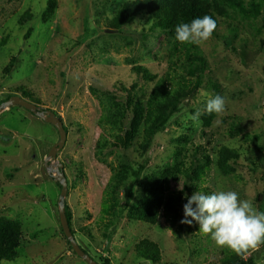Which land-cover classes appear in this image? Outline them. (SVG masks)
<instances>
[{"label": "rangeland", "instance_id": "1", "mask_svg": "<svg viewBox=\"0 0 264 264\" xmlns=\"http://www.w3.org/2000/svg\"><path fill=\"white\" fill-rule=\"evenodd\" d=\"M126 2L139 0H0V104L10 95L32 93L40 110L52 111L64 122L65 147L49 162L64 164L72 229L97 263L224 264L230 249L200 232L198 222L178 238L175 230L186 229L180 222L184 217L171 226L164 217L152 225L134 216L147 196L146 176L159 175L182 160L193 168L204 163L195 146L211 161L204 188L236 191L239 199L264 212V3L260 13L248 8L245 13L225 0H209L220 26L196 45L206 59L200 89L179 104L146 154L134 148L109 151L100 161L95 155L101 133L98 95L123 96L117 85L136 84L141 96L154 82L132 68L145 66L160 78L175 59L171 36L154 25L147 8L134 10L122 28H110ZM217 94L227 98L226 110L209 115L206 101ZM198 110L197 125L189 116ZM59 140L55 126L26 108L0 112V218L20 221L23 234L19 257L0 264H87L70 249L58 210L62 188L45 168ZM224 148L238 157L224 161L219 153ZM124 156L131 167L129 182L109 199L112 209L105 212L111 177ZM188 182L173 175L167 194L183 191ZM143 239L159 245L160 261L138 257L136 246ZM244 260L264 264V244L249 250Z\"/></svg>", "mask_w": 264, "mask_h": 264}, {"label": "trees", "instance_id": "2", "mask_svg": "<svg viewBox=\"0 0 264 264\" xmlns=\"http://www.w3.org/2000/svg\"><path fill=\"white\" fill-rule=\"evenodd\" d=\"M213 1L218 3V0ZM225 1L245 13L246 8L251 9L253 13H260L261 3H264V0ZM143 7L153 15L154 25L157 28L161 27L171 36L175 59L172 60L168 72L160 78L145 66L135 65L132 68V71L146 82H154L150 91L143 92L141 96L136 93V84H132L130 87L125 84L117 85L123 90V96L115 92H103L98 95L101 108L98 127L101 129V133L96 142L95 155L100 161H103L109 151V153L127 152L134 148L136 151L146 154L153 138L165 128L179 104L200 89L203 82L201 73L205 70L206 59L198 53L196 45L180 43L175 40V27L180 23H189L194 18L205 15L211 16L217 22V28L213 34H216L220 26L219 18L210 11L209 0H139L136 4L135 2H126L111 20L110 28L116 30L122 28L132 20L133 11L143 10ZM229 27L232 32H237L236 26ZM14 62L15 58L9 66L12 67ZM12 96L14 95L8 96L6 100ZM28 96L24 98H31L29 101L38 104V99L32 93ZM195 151L196 154L204 158L203 164L193 168L189 166L188 162L182 160L175 167L164 170L159 175L146 176L143 187L147 196L135 213L136 219L155 225L159 218L164 217L166 222L173 226L177 220L184 217L183 205L187 202V197L197 191L204 194L212 193L202 186L210 167V157L205 150L200 152V146H195ZM219 153L220 158L224 161L238 157L236 151L229 148H224ZM140 168L143 169V166ZM130 170L128 156H124L121 164L115 167L111 177L107 192L108 198L104 202L105 212L112 209L109 199L116 198L119 191L127 186ZM173 175H183L189 182L185 183L183 191L167 194V187ZM60 187L62 188L61 185ZM186 194L189 196H185ZM66 208L72 229L71 211L67 205ZM193 225L194 221L191 225L186 224V229L183 231L175 230L176 236L179 238L184 232L190 233ZM72 232L74 233L73 229ZM22 236L20 221L0 218V261L11 262L19 257ZM68 244L74 251L69 241ZM227 252L223 260L224 264H254L253 260H244L245 254L238 255L232 250ZM136 253L138 257L152 262H158L161 259L159 245L149 239H143L137 244ZM105 264H109L108 261Z\"/></svg>", "mask_w": 264, "mask_h": 264}, {"label": "clouds", "instance_id": "3", "mask_svg": "<svg viewBox=\"0 0 264 264\" xmlns=\"http://www.w3.org/2000/svg\"><path fill=\"white\" fill-rule=\"evenodd\" d=\"M216 28V20L205 15L178 24L174 38L180 43L201 45L212 37ZM226 104L227 98L217 94L207 99L204 112L219 116L225 112ZM200 115L198 110L189 118L198 125ZM183 214L182 224L198 222L200 232L210 235L217 246L227 247L238 255L264 244V212L256 209L250 200L239 199L236 191L220 190L210 194L197 191L187 197Z\"/></svg>", "mask_w": 264, "mask_h": 264}, {"label": "water", "instance_id": "4", "mask_svg": "<svg viewBox=\"0 0 264 264\" xmlns=\"http://www.w3.org/2000/svg\"><path fill=\"white\" fill-rule=\"evenodd\" d=\"M13 106H21L31 111L38 117L42 118L45 122L51 123L58 130L60 135V140L57 142L50 150L47 158L45 159V168L48 170L49 174H52L57 182L62 186V190L58 199V210L60 215L61 226L63 228L64 234L68 241L70 242L74 252L87 264H99L97 263L77 242L75 234L72 232L71 226L69 224L66 208V197L68 194V180L64 171V164L58 162L56 166H53L49 161L54 158L57 159V153L59 150L65 147L68 133L64 122L52 111H42L33 102L19 96L14 95L8 100L0 104V112L4 109L11 108Z\"/></svg>", "mask_w": 264, "mask_h": 264}]
</instances>
